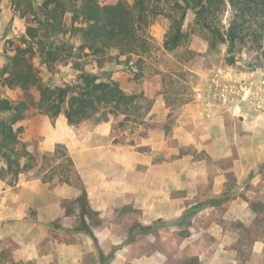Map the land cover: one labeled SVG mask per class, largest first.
Wrapping results in <instances>:
<instances>
[{"label": "rangeland", "instance_id": "1", "mask_svg": "<svg viewBox=\"0 0 264 264\" xmlns=\"http://www.w3.org/2000/svg\"><path fill=\"white\" fill-rule=\"evenodd\" d=\"M40 1L33 0L34 3ZM98 1L116 5L120 3L131 5L134 2V0ZM20 4V8L28 7L27 0H20ZM0 7V99H8L14 108L18 103L26 104L23 118L18 121L16 126L23 128L21 141L34 156L31 168L21 172L14 184L10 183L8 179H0V211L15 207L16 202L8 198L4 199V193L15 191L16 185L25 178L38 177L49 182L52 186L63 183L61 180L65 178L66 174L69 175V172L61 157L51 155L57 144L62 145L68 155V144L75 142V145L79 146L78 142L87 140L92 144L93 153L98 154V150L102 148L107 150L109 158H116L117 150L120 152L129 150L156 159H163L162 153H157L155 150L153 152L147 143L149 129L160 126L164 128L171 150L173 176L189 177V175L198 174L197 172L201 170H207L209 181L203 187V192L201 190L202 193L198 192V195L193 198L182 199L181 206H188L189 213L187 215L183 216L182 213L180 215L157 216L151 223L152 234L150 236L145 233L138 235L137 238L141 241V246L131 247L130 250L134 251V255L137 253H159L166 258L165 264H198L196 258L202 251L231 253L234 250L237 254L238 264H263L262 256L253 251L252 244L257 240L264 241V157L261 156L262 159L257 166L249 171L243 179L239 180L232 171H226L224 173L226 177L223 187L224 194L217 198H209L212 177L227 169L233 157L237 158L238 156V147L233 139L234 134L238 133L244 136L243 134L256 133L252 131V128L249 129L250 127L246 130L242 127L245 119H249L250 115L253 118L256 117L258 122L264 123V79L261 78L257 82L254 75L248 79H242L241 82H235L237 85L232 81H228L229 83L217 81V73L220 70L222 72L232 70L236 73L248 71L245 61L250 58V52L243 51L235 64L227 65L224 61L226 46L219 45L214 50H208L207 32L195 25L194 12L189 10L183 28L189 32L188 47L196 54L183 64L182 60L188 57V54L184 53L183 47L173 52H166L162 47L168 38L169 30L167 14L170 12V7L165 2L160 3L163 12L154 17L148 28L152 38L151 50L148 54L143 55L142 69L138 76L133 71L139 70L138 67L132 61L126 63L125 56L118 55L114 48L109 50L110 57L104 58L103 62L98 64L95 56L77 55V47L81 40L77 35H72L71 31L65 35L56 36L54 42L58 49L70 46L76 53L61 61H55L52 64V71L46 68L39 56L33 57L32 61L39 70L40 80L45 85L53 88L65 84L78 86L84 83L83 74L88 71L102 77L109 75L119 83L124 91L142 94L154 100L142 123L133 125L127 123L125 126H119L122 117L112 116L108 120L110 129L105 138H102V132L89 138L88 135L99 123L95 124L92 120H87L77 125H70L62 113L51 119L36 109L38 100L36 88L31 87L24 90L17 86L9 87L7 85L6 76H8L10 58L15 55L17 46H22L21 37L25 35L27 26L35 24V22L31 14L27 13L26 16H21L20 11L13 9L12 0H1ZM229 13L230 10L227 8L223 15V23ZM64 21L69 26L71 13H65ZM75 60H79L80 65H76ZM260 69L262 70L260 74L264 77V68L260 67ZM188 70H191V73ZM203 76H207L203 83L205 88H208L210 83L214 86L212 92H207L210 103L222 102L224 109L221 112L225 134L221 139L217 136L203 138L201 132L199 135H195L193 140L181 143L178 137L174 136L177 132L175 129L179 125H191L182 115L184 104L181 102L185 98L191 100L197 98V93L201 90L199 83L203 80ZM197 87H199L198 91ZM249 88L251 89L249 90ZM164 93L168 96L169 107L165 104ZM161 101L164 105L160 103ZM230 101L245 109L243 112L246 111V114L245 112L233 113ZM11 112H1L0 116H8ZM56 140L60 142H56ZM247 140L249 141V139ZM256 140L260 148L264 150V127L257 131L254 143ZM209 146H212V150L217 149L215 152L218 151V153H222L226 147L232 154L215 159L206 148ZM179 159L181 163L176 165L174 162ZM69 178L71 179L69 184L78 188L82 194V185L72 172ZM200 195L202 196L200 197ZM213 199L218 200V203L213 205L214 208H207L194 214V206L197 204H201L202 207L208 206L207 203ZM69 203L70 201L67 200L63 205L67 207ZM76 206L79 209L82 208L80 203H76ZM88 210L84 209L83 211L87 216L86 222L97 231L103 225L101 224L103 219L99 218L94 211ZM79 211L81 212V210ZM79 211L76 215L70 213L67 217L56 219L57 224L66 223V225H62L60 230H55L50 237H46L41 244L42 249L52 250L47 240L71 239L72 232L75 231L74 228H84ZM137 211L139 210L129 205L117 209L115 214L106 217L108 237L110 238L111 235L117 241L124 242L130 236H136L135 226L143 217L141 213L138 215ZM2 222L3 229L0 235L5 231L10 233V229L13 227L9 225L5 227ZM211 227L216 233V237L207 231V228ZM5 228L8 230H4ZM16 229L17 234L20 225H17ZM130 233L131 235H129ZM216 238L225 240L227 243L223 244L222 241L220 246H216ZM229 242H232L231 245H228ZM16 245L17 243L10 235L9 237L0 236V252L4 251L6 257L9 256L15 261L14 248ZM104 250L109 252L111 247L105 245ZM54 260L55 262L51 264H58L56 258Z\"/></svg>", "mask_w": 264, "mask_h": 264}, {"label": "trees", "instance_id": "2", "mask_svg": "<svg viewBox=\"0 0 264 264\" xmlns=\"http://www.w3.org/2000/svg\"><path fill=\"white\" fill-rule=\"evenodd\" d=\"M162 2L170 7L167 14L168 38L162 47L166 52L183 47L184 53L188 54L182 60L183 64L196 54L188 47L189 32L183 28L187 12L192 10L195 25L207 32L208 50L225 45L224 61L227 65L235 64L246 50L251 56L245 61V67L249 70L264 68V0H134L131 5L100 3L98 0H41L38 3L27 0L26 9L20 8V0H12L13 9L20 11L21 16L31 14L35 24L27 26L25 35L21 37L22 46L18 45L15 55L10 58L7 85L24 90L36 88V109L51 119L62 113L70 125L87 120L97 124L108 121L112 116L122 117L119 126L142 123L153 105V98L126 92L111 76L102 77L88 71L84 72V83L81 85L49 87L40 80L39 70L32 59L35 55L39 56L46 68L52 71L55 61L76 53L70 46L58 49L54 42L56 36L71 31L72 35H77L81 40L77 47L78 56H95L98 64H101L104 58L110 57V48H114L118 55L125 56L126 63L132 61L138 67L139 70H133L138 76L142 69L143 55L151 50L152 38L148 28L154 17L163 12L160 7ZM227 8L230 13L223 23ZM68 12L71 13L69 26L64 21V15ZM75 64L80 65V61L75 60ZM188 71L191 73V70ZM164 98L169 107L166 93ZM189 101L190 98H185L181 104ZM25 107L24 102L14 108L8 99H0V113L13 111L8 116H0V179H8L12 184L21 172L31 168L34 160L33 153L21 141L23 128L16 126L23 118ZM112 128L114 130V126ZM51 155L61 157L68 169L69 175L66 174L61 180L63 183H71L69 177L72 172L82 185V194L70 202L81 204L83 210L81 208L80 219L84 228L76 227L74 230L93 236L90 226L83 219L84 209L89 208L85 189L71 157L60 144L56 145ZM217 201L213 199L207 204L216 205ZM200 207L201 204H197L193 208L196 211ZM135 229L148 233L153 230V226L137 224ZM4 254V251L0 252V264H31L15 261Z\"/></svg>", "mask_w": 264, "mask_h": 264}, {"label": "crops", "instance_id": "3", "mask_svg": "<svg viewBox=\"0 0 264 264\" xmlns=\"http://www.w3.org/2000/svg\"><path fill=\"white\" fill-rule=\"evenodd\" d=\"M261 71L260 68L241 71L240 73L232 70L225 72L220 70L217 73V81L235 83L255 75L258 82L261 78L264 79L260 74ZM206 77L203 76V80L199 83L200 88H196L197 91L198 88L201 89L197 93V98L182 106V115L191 125H179L175 129L177 132L174 136L178 137L181 143L193 140L194 136L201 132L203 138L217 136L221 139L224 137L225 126L221 112L224 108L222 102L210 103L207 92H212L214 86L210 83V86L205 88L203 83ZM235 85L237 84L235 83ZM160 103L164 105L163 101ZM230 103L233 113H242L245 110L233 101ZM244 112L246 114V111ZM255 118L250 115L249 119H245L242 125L243 129L246 130L250 127L249 129L252 128V131L257 133L259 128H263L264 123L258 122ZM109 129L108 121L99 123L88 137L97 136V133L102 132V138H105ZM148 133L147 143L153 152L155 150L157 153H162L163 159H156L129 150L122 152L117 150L115 152L116 158H109L107 150L102 148L98 150V154L93 153L90 141L81 140L78 142L80 148H77L79 146L75 145V142L68 144L73 166L85 189L86 204L99 218L103 219L101 222L103 225L99 230L96 231L92 226L89 227L93 236L84 231H74L71 239L47 240L52 250L41 247L46 237H50L53 231L60 230L62 225H66V223L57 224L55 222L57 218L67 217L70 213L76 215L81 210L76 206V203L70 202L67 205L68 210L63 205L64 201H72L81 195L79 189L72 184L62 183L52 186L49 182L34 177L20 181L16 185L15 191H6L3 198L15 201L16 205L14 208L0 211V232L3 229L2 221L5 227L9 225L13 228L10 229V233L5 231L0 236L9 237L10 235L13 241L17 243L14 248V258L23 262L30 261L33 264H51L55 262V258L58 264H165L166 258L159 253L133 254L134 251L130 250L131 247L141 246V241L138 240L137 236L142 233L138 229H136V236L132 235L133 237L130 236L124 242L117 241L111 235L109 238L106 232L108 222L105 221V218L115 214L117 209L129 205L138 209L139 211L136 213L138 215L141 213L144 217L139 220L141 225H151L157 216L180 215L188 210V206H181L182 199L193 198L201 190L203 192V187L209 178L207 170H201L197 172L198 174L189 175V177L173 176L171 150L164 128L156 126L149 129ZM256 133L243 134L244 136L238 133L234 134L233 139L238 147V156L237 158L233 157L227 169L212 177L209 198H217L224 194L223 187L226 181L224 173L226 171H232L239 180L243 179L249 171L257 166L262 159L261 156L264 157V150L260 148L258 141L256 140L255 143L253 141ZM56 142L60 141L56 140ZM213 142L215 143V141ZM211 147L206 148L215 159L232 154L226 147L222 153L215 152L217 149L212 150ZM174 163L180 165L181 160L179 159ZM207 205L194 211V214L207 208H214L213 205ZM79 214H81L80 211ZM83 219L86 222V214H83ZM17 225H20V230L16 234ZM4 230L8 229L5 228ZM207 231L216 237L212 227L207 228ZM151 234L152 231L145 233L148 236ZM234 240L236 242V239ZM222 241L223 244L227 243L225 240L216 238V246H220ZM231 243L229 242L228 245ZM105 245L111 247L109 252L104 250ZM252 247L257 255L262 256L264 264V241H254ZM196 259H198V264H238L237 254L234 250L231 253L227 251L217 253L202 251Z\"/></svg>", "mask_w": 264, "mask_h": 264}]
</instances>
